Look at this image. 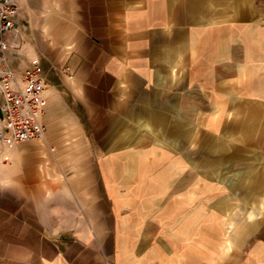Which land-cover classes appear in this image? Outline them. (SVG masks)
<instances>
[{"label": "crops", "instance_id": "1", "mask_svg": "<svg viewBox=\"0 0 264 264\" xmlns=\"http://www.w3.org/2000/svg\"><path fill=\"white\" fill-rule=\"evenodd\" d=\"M16 3L46 107L0 138V264H264V0Z\"/></svg>", "mask_w": 264, "mask_h": 264}, {"label": "built area", "instance_id": "2", "mask_svg": "<svg viewBox=\"0 0 264 264\" xmlns=\"http://www.w3.org/2000/svg\"><path fill=\"white\" fill-rule=\"evenodd\" d=\"M16 0H0V138L13 142L41 139L44 133L46 82L42 67L32 60L21 72L8 65L5 35L14 27Z\"/></svg>", "mask_w": 264, "mask_h": 264}, {"label": "rangeland", "instance_id": "3", "mask_svg": "<svg viewBox=\"0 0 264 264\" xmlns=\"http://www.w3.org/2000/svg\"><path fill=\"white\" fill-rule=\"evenodd\" d=\"M1 103H2V98H1V95H0V105H1ZM243 252V255L245 254V253H247L248 251H242Z\"/></svg>", "mask_w": 264, "mask_h": 264}]
</instances>
